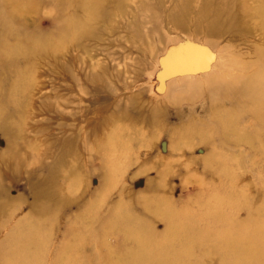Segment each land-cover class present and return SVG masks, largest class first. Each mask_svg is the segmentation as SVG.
Listing matches in <instances>:
<instances>
[{
	"label": "bare ground",
	"instance_id": "obj_1",
	"mask_svg": "<svg viewBox=\"0 0 264 264\" xmlns=\"http://www.w3.org/2000/svg\"><path fill=\"white\" fill-rule=\"evenodd\" d=\"M44 3L42 32L28 16ZM190 42L214 51L208 70L159 96L127 80L171 71ZM187 172L213 187L199 204L177 199ZM54 262L264 264V0H0V264Z\"/></svg>",
	"mask_w": 264,
	"mask_h": 264
},
{
	"label": "rangeland",
	"instance_id": "obj_2",
	"mask_svg": "<svg viewBox=\"0 0 264 264\" xmlns=\"http://www.w3.org/2000/svg\"><path fill=\"white\" fill-rule=\"evenodd\" d=\"M139 2V0H127V4L131 7L136 6L137 3ZM54 8L50 3H44L42 5H40L37 9L34 10V12L32 14H30V16H28L29 19V23L30 25L35 28L38 31H46V30H53L55 29V25L53 23V13H54ZM167 36L169 39H174L177 37H184L185 36V32H183V30H176V29H169L166 32ZM191 42L188 44V47L186 48V52L182 53L184 54V56H173L170 60H172L173 62H171L170 68L171 71H166V66L164 64V60L165 58L162 59V62H153L151 63V66L149 68V74L145 75L143 78L141 79H133L131 76L126 75L127 80H131L132 82L135 81L134 84V88H141L144 87L148 97L151 96H159L160 95V91H162V87L163 85L167 84L169 85L170 83H180L183 78L185 77H190V78H194L195 76L201 74L203 71L208 70L211 66V61L213 59V57L215 56L214 51L211 50H206L204 49V51H206L208 53V56L205 55H201L199 54V52L202 50L203 48H200L198 45H194L191 44ZM199 44V43H197ZM195 48V49H193ZM200 48V50H198ZM192 49V50H191ZM197 49V50H196ZM218 50H221V46L217 47ZM191 50V51H190ZM196 50V51H195ZM100 52L98 53V55L96 54V59H106L109 58L108 55V50L106 47L101 48V50H99ZM217 52V51H216ZM80 54V53H79ZM223 54L222 58L225 60L227 59V56L225 55V53H221ZM82 56H85L82 53ZM188 56V57H187ZM176 57V58H175ZM245 56H238V58L242 59L243 61ZM183 58V59H182ZM113 61V65H115L118 69L121 70H125L126 66L123 67V63L124 60L122 58V56H117L115 59H112ZM179 60V61H178ZM185 63V64H184ZM174 68V69H173ZM177 68V69H176ZM214 69H217V71H225L227 70L228 72H235V73H240L243 74L244 71L240 70L237 71L238 69H240V67H230L228 68L227 66H221V67H216ZM127 70H129V67H127ZM125 72V71H124ZM201 78V77H200ZM41 83L44 84L42 88L39 89L38 93H44L46 91L50 92V91H54L53 89V78L49 77V76H41L40 78ZM75 92V96L80 97V99H85L86 95L84 93H82L81 91L77 90L74 91ZM68 107L71 108V106L69 105ZM39 119V117H36L35 120ZM70 121V125H72L73 127L75 125L78 124L77 120L75 122L72 121V118H69ZM34 123V119L33 117L29 118V120L26 122V126H30V124ZM75 124V125H74ZM69 125V126H70ZM39 135L38 132H31L28 134V138L31 139L32 141H36L35 139H38ZM165 141V140H162ZM39 147V145L37 146V148ZM36 148V147H35ZM35 148L34 147H26V146H22L21 147V151H23L28 157H31L32 155L35 154ZM36 148V149H37ZM159 148L161 151H163V142L159 143ZM165 148H167V146L165 145ZM197 153L202 154L203 151L202 149H198ZM90 164L93 168H100L101 166V159L99 156L97 155H93L90 157ZM213 190V187L209 184H207V182H204L203 180L200 179V177L196 174V173H190L187 172L185 174H181L178 177V181H177V187H176V193L178 195L177 199L179 200H192L195 203H201L202 199L205 198L207 196V194H209L211 191ZM82 211H86V207L83 206ZM20 212V211H19ZM18 212V213H19ZM65 226H66V230L63 233V243H76L75 242V238L76 235L75 233H72V228L76 225H78L79 223V219L76 216H69L66 218V221H64ZM84 226H81L80 229H83ZM89 230L94 231L95 228H89ZM79 228L75 230V232L78 233ZM121 237L118 235L117 239H120ZM214 255V254H213ZM196 258L201 257V255L195 256ZM194 257V259H195ZM54 264H60L59 262H54ZM65 264H69V263H65Z\"/></svg>",
	"mask_w": 264,
	"mask_h": 264
}]
</instances>
